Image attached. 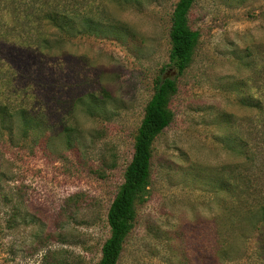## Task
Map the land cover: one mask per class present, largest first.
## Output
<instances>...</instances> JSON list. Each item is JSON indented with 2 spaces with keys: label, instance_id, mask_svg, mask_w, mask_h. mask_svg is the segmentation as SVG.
<instances>
[{
  "label": "rangeland",
  "instance_id": "374dc122",
  "mask_svg": "<svg viewBox=\"0 0 264 264\" xmlns=\"http://www.w3.org/2000/svg\"><path fill=\"white\" fill-rule=\"evenodd\" d=\"M177 1L78 0L99 30L59 48L28 45L13 29L0 35V105L42 122L23 131L17 114L5 126L0 118V264H97L144 107L157 76L171 73ZM13 16L3 13L2 27ZM189 25L199 40L176 76L174 117L153 142L148 199L118 264H258L254 233L220 262L215 224L230 199L222 172L242 159L241 137L258 141L264 119L241 105L264 92V0H194ZM251 163L238 170L259 175Z\"/></svg>",
  "mask_w": 264,
  "mask_h": 264
},
{
  "label": "trees",
  "instance_id": "16d2710c",
  "mask_svg": "<svg viewBox=\"0 0 264 264\" xmlns=\"http://www.w3.org/2000/svg\"><path fill=\"white\" fill-rule=\"evenodd\" d=\"M116 1L122 5L130 0ZM2 2L5 3L2 5ZM77 3L78 0H0V20L7 10H11L14 15L11 28L2 27L0 21V35L13 29L24 34L21 37L26 39L28 45L35 44L42 49H52L61 47L63 41L77 35L96 34L99 24L96 25V21L88 16L89 9L81 14ZM193 3L194 0H178L170 14L168 63L163 69L168 68L171 73L157 76L153 94L144 107L142 119L134 135L131 159L125 166L123 180L107 209L109 236L101 246L97 264H118L125 240L134 226L136 206L148 199L153 142L173 120L174 113L170 102L178 90L176 76L181 75L191 63L199 40V32L189 25V12ZM26 24L36 26L37 31L31 33V29L26 30ZM50 28L57 32L53 42L49 39ZM260 69L257 72L259 75L264 71L263 67ZM261 85L264 87L263 83ZM261 94L264 95V92L258 94L260 96L241 99V105L256 111L259 116H264V99ZM16 114L23 131L41 128L40 117L34 118L23 109L12 112L6 105H0L1 126H5L7 119ZM257 122L258 141L255 142L253 138L250 145L249 140L241 137L237 144L242 159L234 164V168L233 165H228L227 174L222 172L224 176L221 189L227 192L230 199L224 203L223 212L219 214L220 220L215 224L218 229L216 233L219 235V241H215V255L220 262L235 259L229 256L233 246L238 245L236 242L239 240L242 243L241 248H245L248 235L254 233L258 244V264H264V119ZM255 157L262 166L259 175L256 176L251 170L244 173L238 170L244 163L247 165L242 169H249V163ZM258 179L260 183L254 184Z\"/></svg>",
  "mask_w": 264,
  "mask_h": 264
}]
</instances>
